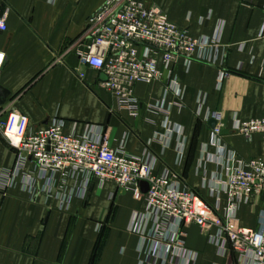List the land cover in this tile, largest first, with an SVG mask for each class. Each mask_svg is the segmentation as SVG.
<instances>
[{"label":"crops","instance_id":"obj_1","mask_svg":"<svg viewBox=\"0 0 264 264\" xmlns=\"http://www.w3.org/2000/svg\"><path fill=\"white\" fill-rule=\"evenodd\" d=\"M105 1L0 0V18L8 24V31L0 33V51L6 54L0 87L10 93L6 105L27 116L33 127L53 119L64 120L66 131L78 135L88 124L102 127L113 148L127 136V154L157 158V173L168 170L205 197L204 176L211 177L219 168L211 160L218 153L211 144L214 127L197 115V97L204 92L207 107L221 115L223 144L243 160L264 157L262 136L247 140L232 128L235 118H264L261 0H142L159 7L193 37L213 38L219 23L225 22L222 42L228 54L223 67L195 62L190 72L177 68L185 88L183 101L167 92L165 80L137 84L136 115L119 108L100 84L103 75L70 50ZM221 71L228 76L220 85ZM163 99L172 106L170 110L159 108ZM166 119L184 132V156L178 166L179 142L164 150L162 142L153 139L157 133L166 135ZM15 162V151L0 133V168L11 169ZM145 206L144 199L109 182L103 189L93 187L86 200L76 199L69 211H62L57 200L43 195L33 199L19 184L0 204V264H141L146 260L139 249L141 241L157 226L149 224L138 234L130 231V225ZM258 209L257 203L244 206L238 223L258 229ZM214 233V229L208 232ZM208 234L198 226H186L180 237L186 253L178 264H189V255L196 257L194 264H240L235 256L223 255L210 244ZM155 256L154 264H161V253Z\"/></svg>","mask_w":264,"mask_h":264},{"label":"built area","instance_id":"obj_2","mask_svg":"<svg viewBox=\"0 0 264 264\" xmlns=\"http://www.w3.org/2000/svg\"><path fill=\"white\" fill-rule=\"evenodd\" d=\"M225 26L220 22L213 38L193 37L157 6H148L142 0H106L89 18L70 50L76 51L84 65L105 77L100 84L114 96L119 108L136 115L137 84L165 80L167 92L176 93L183 101L185 88L175 73L179 66L186 72L195 62L223 67L228 54L222 42ZM7 31L6 18L1 17L0 33ZM262 32L264 35V28ZM5 64L6 54L0 51V75ZM227 76L221 71L220 85ZM207 98L204 92L198 94L197 115L205 123L217 122L211 144L218 153L211 160L216 161L219 170L211 177L204 176L201 189L205 197L168 170L157 173V158L127 154V136L113 148L102 127L88 124L80 135L68 133L61 119L33 127L27 116L5 104L0 107V133L15 151L16 162L11 169L0 168V204L20 184L31 198L43 195L55 199L60 210L69 211L76 199L86 200L93 187L103 189L111 182L145 201V212L132 218L131 232L143 234L149 224L157 226L141 241L139 249L146 256L141 264H154L159 252L161 264H178L185 252L180 237L188 225L198 226L207 234L214 229V234H208V242L221 254L235 256L240 264H264V157L243 160L223 144L221 115L207 107ZM158 106L162 110L172 107L166 99ZM163 128L166 135L157 133L153 139L161 141L164 150L174 141L179 142L178 166L184 156L183 129L169 119ZM232 128L247 140L256 135L264 138V118H235ZM141 182L148 184L147 193H143ZM256 203L259 228L240 225L241 209ZM195 259L189 255L187 261L194 264Z\"/></svg>","mask_w":264,"mask_h":264},{"label":"water","instance_id":"obj_3","mask_svg":"<svg viewBox=\"0 0 264 264\" xmlns=\"http://www.w3.org/2000/svg\"><path fill=\"white\" fill-rule=\"evenodd\" d=\"M103 79L105 80V77H103ZM10 93L6 90H3L0 87V107L4 106L7 103V99L9 97ZM217 124V122L215 120H210L209 125L211 127H215ZM141 187L143 189V193H147L148 192V184L146 182H141Z\"/></svg>","mask_w":264,"mask_h":264}]
</instances>
